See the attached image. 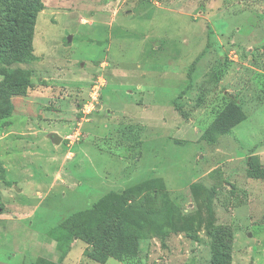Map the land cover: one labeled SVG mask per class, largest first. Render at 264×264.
Instances as JSON below:
<instances>
[{
  "label": "rangeland",
  "instance_id": "374dc122",
  "mask_svg": "<svg viewBox=\"0 0 264 264\" xmlns=\"http://www.w3.org/2000/svg\"><path fill=\"white\" fill-rule=\"evenodd\" d=\"M36 1L0 33V264H264V0ZM126 188L123 259L88 258L60 222Z\"/></svg>",
  "mask_w": 264,
  "mask_h": 264
},
{
  "label": "trees",
  "instance_id": "16d2710c",
  "mask_svg": "<svg viewBox=\"0 0 264 264\" xmlns=\"http://www.w3.org/2000/svg\"><path fill=\"white\" fill-rule=\"evenodd\" d=\"M34 1L37 3L36 5H30V8L22 10L20 22L16 20V11L15 7H13L9 12V18L5 20L6 24L2 25L0 23V33L9 37L11 33L20 31L22 34L18 41L25 42L26 44L29 40L31 41L34 15L30 10H39L42 7L40 2ZM7 40L10 39L6 38L5 41ZM7 43L9 44L10 42ZM12 46L10 44V48ZM16 48V50L20 51L18 46ZM18 51H13L12 53L22 54ZM26 53H29V51ZM243 119L244 115L240 103L236 99H231L217 113L210 127L206 129L205 134L210 135L211 130L229 133ZM246 167L250 176L254 178L261 176V168L255 161L249 159L246 162ZM144 186L145 183H141L135 187H138L136 189H141ZM129 191H131V188H126L120 195L109 192L92 207L71 213L60 222V227H65L71 233V238H79L90 244V247L85 250V255L88 258L100 262H105L110 257L118 261L123 259L125 254L124 245L126 239L129 238V233L126 227V216L124 215L125 208L120 207V204H124L122 194ZM91 218L94 219L91 220ZM33 264L61 263L40 256L34 260Z\"/></svg>",
  "mask_w": 264,
  "mask_h": 264
},
{
  "label": "water",
  "instance_id": "95a60500",
  "mask_svg": "<svg viewBox=\"0 0 264 264\" xmlns=\"http://www.w3.org/2000/svg\"><path fill=\"white\" fill-rule=\"evenodd\" d=\"M70 39H71V36H68L67 40H70ZM50 138L52 139L54 143H59L60 140L62 139L61 136H59L56 132H51Z\"/></svg>",
  "mask_w": 264,
  "mask_h": 264
},
{
  "label": "built area",
  "instance_id": "2783aa9c",
  "mask_svg": "<svg viewBox=\"0 0 264 264\" xmlns=\"http://www.w3.org/2000/svg\"><path fill=\"white\" fill-rule=\"evenodd\" d=\"M95 97H97V88H96V90L92 94V99H95Z\"/></svg>",
  "mask_w": 264,
  "mask_h": 264
}]
</instances>
